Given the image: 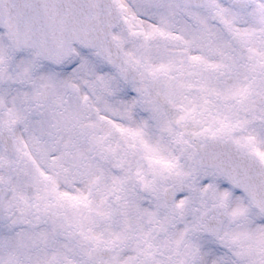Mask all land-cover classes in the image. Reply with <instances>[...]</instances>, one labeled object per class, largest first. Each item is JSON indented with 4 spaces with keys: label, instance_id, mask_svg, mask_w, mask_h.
Returning <instances> with one entry per match:
<instances>
[{
    "label": "snow or ice",
    "instance_id": "1",
    "mask_svg": "<svg viewBox=\"0 0 264 264\" xmlns=\"http://www.w3.org/2000/svg\"><path fill=\"white\" fill-rule=\"evenodd\" d=\"M0 264H264V0H0Z\"/></svg>",
    "mask_w": 264,
    "mask_h": 264
}]
</instances>
